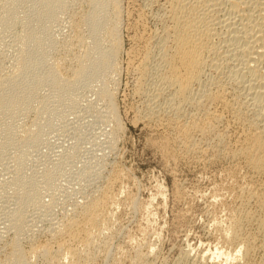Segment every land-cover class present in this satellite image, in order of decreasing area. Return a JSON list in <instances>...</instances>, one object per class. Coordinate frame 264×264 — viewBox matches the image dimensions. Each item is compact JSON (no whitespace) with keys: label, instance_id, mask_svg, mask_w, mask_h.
Instances as JSON below:
<instances>
[{"label":"bare ground","instance_id":"1","mask_svg":"<svg viewBox=\"0 0 264 264\" xmlns=\"http://www.w3.org/2000/svg\"><path fill=\"white\" fill-rule=\"evenodd\" d=\"M67 2L69 0H41L42 10L30 18L18 11V0L2 1L5 14L0 29L16 20L27 28L18 37L20 53L13 73L0 75V114L9 112L14 116L28 109L33 93L46 79L57 90L58 101H62L78 83L77 79L84 77L101 83L99 96L107 100L116 119L106 80L118 68L119 0H86L88 10L82 13L80 26L86 23L89 37L79 36L76 26L72 36L85 45V51L74 57V68L64 75L60 58L46 62L44 54L46 48L54 49L56 44L46 33L49 21ZM145 4L155 11L153 19L157 26L147 27L145 11L141 10L144 7L140 8L141 12H134L140 14L133 18V23L130 20L134 35L127 49L131 54L129 70L135 77L134 91L143 99L132 118L162 131L160 137L166 140L164 143L181 159L197 162L212 158L214 162L218 159L233 162V165L228 163L233 167L229 170L230 180L240 178V185L236 187L231 184L232 180L229 182L231 188L235 187L229 199L231 206L223 198L222 190L223 195H219L221 204L228 205L229 211L225 216L227 224L223 220L227 227L217 230L219 226L216 230L222 242L218 241L228 251L201 255L197 264H264V0H146ZM127 13L129 16V10ZM102 41L107 42L103 48L99 46ZM119 58L121 60V56ZM42 107L45 110V102ZM27 128L22 131L25 141L32 142L40 136L37 121ZM232 129L234 135L229 134ZM3 142L0 139V148ZM164 143L159 142L162 146ZM238 166L244 171L240 176ZM113 182V185L117 183ZM108 188L109 185L100 192V197L82 204L57 227H51V240L43 244L28 243L26 250L14 240L7 264H33L35 259H42L46 264L89 263L88 253L89 259L80 262L79 251L82 254L95 242L92 237L100 230L99 222L106 219L101 210L108 207L116 195L112 194L111 200L107 196ZM107 215L110 214L107 212ZM23 223L22 215H18L12 226L15 235L22 230ZM222 254H225L223 259ZM218 257L222 260H216Z\"/></svg>","mask_w":264,"mask_h":264},{"label":"rangeland","instance_id":"2","mask_svg":"<svg viewBox=\"0 0 264 264\" xmlns=\"http://www.w3.org/2000/svg\"><path fill=\"white\" fill-rule=\"evenodd\" d=\"M2 1L0 21L5 14ZM145 1L119 0L118 68L106 80L116 119L107 100L99 96L101 83L84 77L77 79L78 83L62 101H58L57 90L46 79L33 93L34 99L28 109L14 116L9 112L0 114V139L4 140L0 148V264L8 263L14 240L23 250L28 248V243L43 244L51 240V227H57L90 199L100 197V192L108 185L110 194L107 193V196L112 200L116 195L110 205L101 210L106 215L104 219H108H102L107 225L102 220L99 222L105 228L100 225L102 232L97 230L98 234L93 235L92 241L95 242L92 248L83 250V255L79 251L80 262L91 258L87 264H197L201 255L228 251L220 244L222 240L220 236L218 238L217 230L227 227L232 189L240 185V178H231L233 183L230 180L229 170L233 169L230 166L233 162L218 159L215 163L212 158L197 162L181 159L164 143L166 140L162 135L160 137L162 131L132 118L133 111L141 106L143 99L134 91L135 77L129 70L131 54L128 50L134 35L130 20L133 23V18L141 12L140 8L146 7L141 10L145 11L147 27L154 29L157 26L153 19L155 11L149 9ZM18 2L17 9L25 17L33 18L36 12L42 10L41 0ZM86 10V0H69L49 21L46 33L56 44L54 49L46 48L44 59L48 62L60 58L61 73L64 75L74 68V57L84 54L85 45L72 36L76 26L79 36L89 37L86 23L80 26L81 15ZM135 11L140 12L135 14ZM26 28L22 21L16 20L0 29L1 76L13 73L20 53L18 37ZM106 43L99 42V46L103 48ZM26 77L29 78V75ZM35 121L40 125V136L27 142L22 137V131ZM229 134L234 135L235 130ZM154 142L165 145L159 144L161 147ZM172 156L175 160L171 159ZM236 170H241L239 176L244 172L242 168ZM111 181L117 183L113 185ZM229 182L235 187L231 188ZM221 190L227 196L223 198L228 205L221 204L219 200V195H223ZM18 215H22L24 223L22 230L15 235L12 226ZM84 252L89 254V258ZM224 257L225 254L220 256ZM220 258L216 260L221 261ZM44 263L42 259L33 261V264ZM64 264L70 262L65 261Z\"/></svg>","mask_w":264,"mask_h":264}]
</instances>
